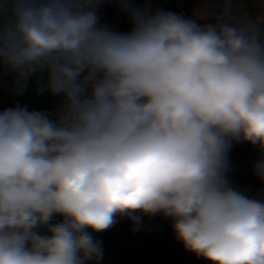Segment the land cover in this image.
Returning a JSON list of instances; mask_svg holds the SVG:
<instances>
[{
  "label": "clouds",
  "instance_id": "9594fccd",
  "mask_svg": "<svg viewBox=\"0 0 264 264\" xmlns=\"http://www.w3.org/2000/svg\"><path fill=\"white\" fill-rule=\"evenodd\" d=\"M101 2L0 0V69L64 98L0 111V264H100L91 233L157 214L210 264H264V199L225 177L233 142L264 149V29L117 0L124 33Z\"/></svg>",
  "mask_w": 264,
  "mask_h": 264
},
{
  "label": "trees",
  "instance_id": "16d2710c",
  "mask_svg": "<svg viewBox=\"0 0 264 264\" xmlns=\"http://www.w3.org/2000/svg\"><path fill=\"white\" fill-rule=\"evenodd\" d=\"M101 23L122 19L117 0H102L99 7ZM21 105H34L23 103ZM254 146V145H253ZM257 156L251 161L243 162L237 169L239 190H247V195L257 199H264V182L255 174L253 165L264 159V149L253 148ZM234 161L229 162V165ZM253 170L250 176L245 171ZM230 175L225 174L226 179ZM62 217L56 216L52 223H58ZM143 227L139 232H133L132 224L126 218L119 221L109 230L91 233L95 240L102 242L103 248L114 249L118 252V264H200L201 260L194 253L187 251L178 241L172 229L170 218L157 214L143 216ZM210 264L209 261H203Z\"/></svg>",
  "mask_w": 264,
  "mask_h": 264
},
{
  "label": "crops",
  "instance_id": "0c3cea01",
  "mask_svg": "<svg viewBox=\"0 0 264 264\" xmlns=\"http://www.w3.org/2000/svg\"><path fill=\"white\" fill-rule=\"evenodd\" d=\"M187 1L189 7L188 18L196 19L201 25L214 22V18L221 13L225 4V0ZM131 3L140 7L148 6L153 12H155L163 8H171L174 0H131ZM122 13L124 15L122 19L111 20L107 23L116 31L126 33L131 30L133 25L131 24L127 13ZM228 15L233 22H243L245 20L252 21L257 23L260 28L264 29V0H230V12ZM38 79H43L46 86V77L41 78L39 75H36L27 82V87L24 91L21 94H18L15 91V74L0 69V86L6 91V96L9 100H13L18 104L40 102L44 106V112L53 113L51 109L53 99L64 102V98L62 95L52 94L47 89L43 93H40L38 91ZM103 249L104 258L100 264H118V252L114 249Z\"/></svg>",
  "mask_w": 264,
  "mask_h": 264
},
{
  "label": "built area",
  "instance_id": "2783aa9c",
  "mask_svg": "<svg viewBox=\"0 0 264 264\" xmlns=\"http://www.w3.org/2000/svg\"><path fill=\"white\" fill-rule=\"evenodd\" d=\"M160 10L182 14L185 18L189 17V7L187 0H174L173 6L171 8H163ZM16 107H24L29 111H40L36 105H21L17 102H11L6 96V91L0 86V111ZM256 156V150L253 148H247L246 142H233V146L228 154V161L234 162L229 165L225 174H236L237 169L242 166L243 162L251 161Z\"/></svg>",
  "mask_w": 264,
  "mask_h": 264
},
{
  "label": "rangeland",
  "instance_id": "374dc122",
  "mask_svg": "<svg viewBox=\"0 0 264 264\" xmlns=\"http://www.w3.org/2000/svg\"><path fill=\"white\" fill-rule=\"evenodd\" d=\"M11 102H14L13 100H10ZM63 102L62 101H58V100H55L53 99L52 103H51V109H52V112L55 113L56 110L59 108V106L62 104ZM32 104H36V106L41 110V111H45V109L43 108L44 106L40 103V102H35V103H32ZM247 148H258L259 146L256 145V146H253L249 143H247ZM253 173V170H248V171H245V174L246 176H250L251 174ZM228 181L230 183L231 186L235 187V188H238V176L236 174L234 175H230L228 177ZM200 260H201V263L200 264H204L203 261H207L201 257H199Z\"/></svg>",
  "mask_w": 264,
  "mask_h": 264
}]
</instances>
